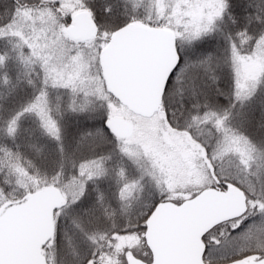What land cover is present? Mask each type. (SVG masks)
<instances>
[{"label": "snow or ice", "instance_id": "obj_1", "mask_svg": "<svg viewBox=\"0 0 264 264\" xmlns=\"http://www.w3.org/2000/svg\"><path fill=\"white\" fill-rule=\"evenodd\" d=\"M0 264H264V0H0Z\"/></svg>", "mask_w": 264, "mask_h": 264}]
</instances>
